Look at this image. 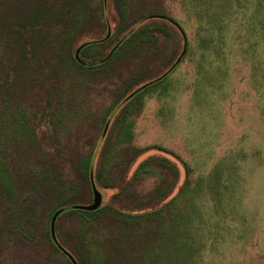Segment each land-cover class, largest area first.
<instances>
[{
    "label": "rangeland",
    "instance_id": "rangeland-1",
    "mask_svg": "<svg viewBox=\"0 0 264 264\" xmlns=\"http://www.w3.org/2000/svg\"><path fill=\"white\" fill-rule=\"evenodd\" d=\"M35 1L50 0H0V20L12 22ZM103 3L109 5L106 31L101 25L90 32L108 39L118 11L112 0ZM130 3L128 21L144 11L164 12L183 39L169 26L180 40L173 64L167 66L170 47L155 52L118 105L117 89L134 62L80 69L74 55L88 33L71 49L69 38L79 30L54 32L47 47L35 48L30 70L0 33L6 114L18 116L51 164L60 161L61 179L77 205L91 204V182L101 194L93 214L55 220L56 240L71 243L83 264H264V0ZM78 11L82 23L88 13ZM111 48L105 45L103 53L110 56ZM4 144L13 177L38 168L14 142ZM134 150L141 153L131 163ZM161 162L172 175L161 173ZM15 186L37 196L29 178ZM160 186L173 189L156 201ZM41 193L28 218L36 243H22L0 223V264H61L35 231L50 202L48 192ZM157 211L167 228L162 247H155L150 226Z\"/></svg>",
    "mask_w": 264,
    "mask_h": 264
},
{
    "label": "trees",
    "instance_id": "trees-1",
    "mask_svg": "<svg viewBox=\"0 0 264 264\" xmlns=\"http://www.w3.org/2000/svg\"><path fill=\"white\" fill-rule=\"evenodd\" d=\"M163 1L165 0H159L160 7H162L161 2ZM112 2L114 3L115 9L118 11L116 13L118 16V23L115 28L111 26L115 30H113L114 32H112L108 39H105L104 35L97 36L96 34H98L99 31L95 33L90 32L92 28H99L100 30L101 25L104 28V32L106 31V19L109 5L104 8L103 0H50L47 3L35 1L33 5L24 9L21 15L18 14L13 16L12 22L0 20V33L9 36V46L14 50V53L18 57V61L24 62L29 70L32 69L33 66L32 60L36 55L35 48L37 46L47 47L46 44L47 42L50 43V36L54 32L58 34L62 31L71 32L73 30H79L77 36L69 38L70 41L68 46L71 47V49L73 45H71L72 41L76 43L81 35L88 33L86 34L85 43H83L84 46L79 52L81 60L79 62H77L75 58L73 60V63L80 69L85 70L96 66L106 67L107 69V66L118 64V62H134L133 67L129 69V77L124 76V82L121 87L117 89L118 105L120 101L125 100L126 96L130 94V89L134 86V83L142 78V76L138 75L144 73L148 63H150V56L154 55L155 52H161L166 46L170 47L172 53L170 55V62L167 66L170 63L171 65L173 64L172 62L176 55V50L180 44V40L175 39L174 33L178 32L182 37V32L177 30L179 29L176 28L177 25L174 24L164 12L160 14L154 13L153 11H150V13L144 11L130 22L127 20L130 11L129 8L131 7L130 0H112ZM117 8H119V10ZM79 9H82L84 13L86 11L88 13V17L82 23H80L79 17L77 16L79 13L77 10ZM89 20V24H86ZM88 25H90V28L86 29ZM169 26L176 32H174V30L171 31ZM105 45H107V49H110V47L114 49L110 56H108L109 53H103L102 47ZM136 58H140V61H136ZM138 65L140 66L138 67ZM163 78L164 77H162V79ZM157 81L159 80L150 81L144 85L140 91ZM140 86H142V84L136 88ZM6 94L7 93L0 94V223L3 227L9 229L13 228L12 231L19 236L22 243L35 244L38 236L35 237V234L31 235L29 224L33 225V223L32 220L30 219L29 221L28 218L29 215L32 216L36 213V208L34 206H36L38 201L43 199L42 194H45L41 192H48V197L50 199L49 205L45 212L42 213L38 226L35 229L37 235H39L38 241L41 239L47 240L51 244L53 251L59 254V262L61 264H72L66 254L68 252V254L75 259L77 264H83V257L81 258L77 252L73 251V245H71V243L59 239H57V243L52 242L49 224L53 214L57 211H60V213L56 219L64 215H70L73 212L80 213L84 218L85 216L93 214V212L74 208L79 202L68 195L65 182L61 179L62 173L60 172L62 171L63 165L60 164V161L52 162L53 164H51L38 140L33 136L34 134L23 125L18 116H15L14 113L9 115L6 114L5 105L8 103ZM9 142H14L15 144L11 146L20 149L18 151L22 154L34 157L38 168L29 169L22 177H13L3 157L4 154L9 151L4 143L9 145ZM136 150L132 153L133 155L130 159L131 163L133 159L138 157L139 153H141V151ZM162 163L163 162H161V173L164 171L166 175L167 173L172 175L169 168H166ZM128 164H130V162L127 163V167ZM145 169L147 168H144L143 172H146ZM94 172L96 176L97 171L94 170ZM136 173L137 171L135 175ZM139 175L140 174H138V176ZM21 178H29V180H32L37 188L33 192L37 194V196L34 194V196H25L22 191H20V189H24V186H18V188L15 186V182L20 181ZM168 187L169 186H160L159 190H163L159 191L160 194L155 196L154 200H164L168 195L167 193L173 189V186H171L167 191L166 189H168ZM89 195L91 196V192ZM163 217L164 216L159 215L158 211L154 212L153 215L150 214V226L151 229H154V231L156 230L157 235H155L157 237L155 247H162L164 238L167 237L165 233L167 228L165 222H163ZM147 220H149L148 217ZM160 223L159 230H157Z\"/></svg>",
    "mask_w": 264,
    "mask_h": 264
},
{
    "label": "water",
    "instance_id": "water-1",
    "mask_svg": "<svg viewBox=\"0 0 264 264\" xmlns=\"http://www.w3.org/2000/svg\"><path fill=\"white\" fill-rule=\"evenodd\" d=\"M84 46V44L80 45L76 51H75V55L74 58L77 62H79V52L82 49V47ZM185 49H183L181 55L177 58L176 62L178 63L179 60L181 59L182 55L184 54ZM91 190H92V202L89 205H76L74 208L77 210H82V211H87V212H92L95 211L96 209H98L101 205V194L100 192L97 191V189L95 188L93 182H91ZM60 211H57L53 214L51 220H50V224H49V229H50V236H51V240L54 243H57L56 237H55V230H54V224H55V220L57 218V216L59 215ZM66 253V252H65ZM69 260L71 261L72 264H77L76 261L68 254L66 253Z\"/></svg>",
    "mask_w": 264,
    "mask_h": 264
}]
</instances>
